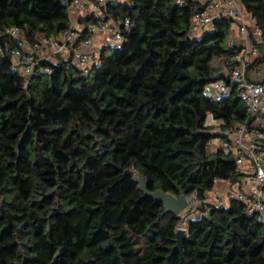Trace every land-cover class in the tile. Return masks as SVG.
Wrapping results in <instances>:
<instances>
[{
  "label": "trees",
  "instance_id": "16d2710c",
  "mask_svg": "<svg viewBox=\"0 0 264 264\" xmlns=\"http://www.w3.org/2000/svg\"><path fill=\"white\" fill-rule=\"evenodd\" d=\"M66 2L0 0V31L22 30L29 47L39 35L57 38L70 26ZM240 3L261 39L248 77L263 81L264 0ZM200 10L197 0L108 3L104 18L132 27L86 74L70 60H40L24 88L0 58V264H264V228L244 206L206 201L216 180L241 176L226 154L208 151L217 134L207 115L221 128L249 119L235 90L202 95L228 81L240 47L228 45L232 19L191 34ZM137 175L148 192L181 191L196 205L163 215ZM180 227L187 237L172 251Z\"/></svg>",
  "mask_w": 264,
  "mask_h": 264
},
{
  "label": "built area",
  "instance_id": "2783aa9c",
  "mask_svg": "<svg viewBox=\"0 0 264 264\" xmlns=\"http://www.w3.org/2000/svg\"><path fill=\"white\" fill-rule=\"evenodd\" d=\"M124 0H67L66 13L70 26L57 38H46L39 35L35 44H26L22 30L10 28L0 31V39L11 38L16 41L15 47H10L4 41L0 44V58H9V68L13 73L24 77L23 87H27V79L34 72L35 65L40 60H52L53 57L68 53L69 60L83 74H86L93 59L111 46L119 47L123 43V31H128L132 24L127 19L106 20L102 9L113 2ZM183 0H175L181 3ZM201 10L195 13L190 23V33L198 35L204 29L219 19H232L237 24V30L242 37L239 52L234 56L235 66L231 69L228 81H215L204 86L202 95L210 99L229 97L232 90L236 91L239 102L244 107L248 123L236 124L234 127L221 128L219 123L207 115L204 125L209 127L217 136L213 144L214 150H220L233 162L240 179L234 183L216 180L212 195L217 200L232 198L241 203L247 214L253 216L264 228V154L261 141L264 131V80L255 82L249 79L248 69L258 56L256 43H261L255 19L249 17L245 22L246 12L240 0H197ZM73 22V17L76 18ZM88 15H95L99 20L86 28L79 20ZM107 22H110L109 25ZM87 31L89 37L83 38L81 32ZM98 33H106L98 49L95 48L93 37ZM234 42L228 41L232 46ZM36 57L37 59H35ZM219 184L223 190L217 189ZM195 200V196H190ZM189 200V199H188ZM183 228V227H180Z\"/></svg>",
  "mask_w": 264,
  "mask_h": 264
},
{
  "label": "water",
  "instance_id": "95a60500",
  "mask_svg": "<svg viewBox=\"0 0 264 264\" xmlns=\"http://www.w3.org/2000/svg\"><path fill=\"white\" fill-rule=\"evenodd\" d=\"M133 182L138 185V189L143 193L144 196L149 197L156 202L162 203L164 209L163 215H177L188 207L189 200L181 191H179V195L177 197L160 191L148 192L144 179L138 175L133 178ZM186 237L187 230L185 228H178L175 234V246L173 247L172 251L180 250L181 245Z\"/></svg>",
  "mask_w": 264,
  "mask_h": 264
},
{
  "label": "crops",
  "instance_id": "0c3cea01",
  "mask_svg": "<svg viewBox=\"0 0 264 264\" xmlns=\"http://www.w3.org/2000/svg\"><path fill=\"white\" fill-rule=\"evenodd\" d=\"M89 1H92V0H89ZM76 13V18L75 17H73V22H76V21H74V20H77V16H78V13L77 12H75ZM249 14H247L246 13V15L244 16V20H245V22H249ZM109 25L111 24L110 22H107ZM232 34H233V36L234 37H232ZM106 37H108V35L106 34V33H98V34H96L94 37H93V43H94V46H95V48L96 49H98V47L100 46V43L103 41V39L104 38H106ZM229 40H232L233 42H234V44H236V45H238L239 47H240V45L243 43L242 42V37H240L239 36V34H238V30H237V24L236 23H233V25H232V27H231V29H230V36H229ZM228 40V41H229ZM99 53H100V51H98ZM56 58H59V59H64V60H69V55H68V53H63V54H60V55H58V56H55V57H53L52 59L53 60H55ZM262 72V71H261ZM260 74L261 73H259L258 72V74H257V77L259 78V79H257V78H255V79H253L252 78V81H255V82H259L260 81ZM260 76V77H259ZM213 151H215V150H213ZM209 152H211V151H209ZM217 189H219V190H223L224 189V185L223 184H219L218 186H217ZM212 193V192H211ZM221 205H223L222 203H220Z\"/></svg>",
  "mask_w": 264,
  "mask_h": 264
},
{
  "label": "rangeland",
  "instance_id": "374dc122",
  "mask_svg": "<svg viewBox=\"0 0 264 264\" xmlns=\"http://www.w3.org/2000/svg\"><path fill=\"white\" fill-rule=\"evenodd\" d=\"M232 37L233 34H232ZM105 53L107 54L108 53V50L105 51ZM215 138H212L208 144V151H213L214 150V142H215ZM189 199V204H188V207H194L196 205V201L194 199H191L190 197H187ZM206 201L209 202V203H214V204H220L222 203L223 205L226 204V201L225 200H217L213 197L212 193H209L206 197Z\"/></svg>",
  "mask_w": 264,
  "mask_h": 264
}]
</instances>
